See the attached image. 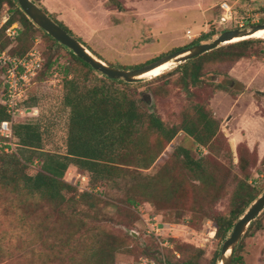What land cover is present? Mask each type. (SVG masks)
I'll return each instance as SVG.
<instances>
[{
    "label": "rangeland",
    "instance_id": "obj_1",
    "mask_svg": "<svg viewBox=\"0 0 264 264\" xmlns=\"http://www.w3.org/2000/svg\"><path fill=\"white\" fill-rule=\"evenodd\" d=\"M223 1L36 3L65 22L94 55L110 65L131 69L195 41H211L226 30L239 28V22L243 27L264 23V0H226L236 20L220 24ZM6 8L4 4L0 17ZM208 32L215 34L204 37ZM22 36L13 48L24 42L56 62L29 89L26 104L37 110L18 118L17 123L39 122L44 150L65 154L70 122V110L64 105L65 67L69 77L90 83L105 75L95 69L89 72L71 49L54 44L43 31ZM249 38L261 40L254 42L248 56L237 61L212 59L197 86L183 82V69L175 70L181 63L132 82L141 111L156 113L167 127L191 125L204 108L218 118L219 129L202 145L182 129L168 142L161 133L143 126L119 147L124 148L119 152V174L96 187L91 184V173L70 165L65 180L79 193H97L100 200L93 209L80 197L73 200L74 193L49 200L29 192L19 167L5 166V177L0 161V264H94L90 246L104 234H115L121 245L125 242L116 253L115 264H137L143 257H157L160 249L173 263L193 256L195 264H214L215 260L220 264L223 242L216 236L215 222L207 216L209 210L227 213L234 190L246 179L260 195L264 193V35L243 40ZM219 84L227 89H219ZM2 86L0 70V94ZM8 141L0 136V150ZM14 148L25 153L24 157L40 156ZM182 148L196 158L207 156L205 170L195 172L183 163L178 157ZM41 164L28 162V173L41 170ZM201 174L203 180H199ZM129 198L137 205L130 204ZM258 221L260 228L248 226L240 240L243 264H264V210Z\"/></svg>",
    "mask_w": 264,
    "mask_h": 264
},
{
    "label": "trees",
    "instance_id": "obj_2",
    "mask_svg": "<svg viewBox=\"0 0 264 264\" xmlns=\"http://www.w3.org/2000/svg\"><path fill=\"white\" fill-rule=\"evenodd\" d=\"M34 1L40 2V0ZM4 4L10 6L8 8L11 16L0 28V49L4 50L11 44V40L6 35V29L15 22H19L24 26L18 35L20 40L23 34L33 37L35 32L40 30L54 44L67 48L46 31L36 26L21 9L17 0H0V12ZM40 6L72 36L82 41L65 22L59 20L44 5ZM2 18L3 16L0 17V22ZM214 34L208 32L203 36L212 37ZM260 40L261 38H249L228 46H219L182 62L176 66L175 70L183 69L182 79L186 85L191 84L197 86L202 81L205 66L209 61L217 57L237 61L248 56L253 49L254 42ZM200 42L201 40H198L190 45ZM33 48L23 42L14 48L12 47L10 52L15 56L24 57ZM69 51L89 72L95 71L90 64L79 58L73 51ZM42 55L44 61L43 67L34 82L42 78L43 73L53 68L56 62V60L48 59L43 51ZM173 64L171 62L169 65ZM69 71V68L65 67L64 105L70 110L67 152L65 154H59L45 151L41 125L39 122L31 121L22 123L14 122L12 139L18 149H22L23 152L40 154V156L33 157V155H30L24 157L25 153L20 154L17 152L14 146L8 144L9 141L0 150L2 152L0 154V161L3 166L1 167V171L5 177H7L6 171H3V169L7 170V168H4L5 166L11 165L13 166V170L19 167L22 172V184L29 192L38 193L49 200L65 199L68 193H74L73 200L77 201L79 200L77 197H80L81 200H86L87 204L93 209L97 207L98 200H100L99 197L97 198V193L94 194L93 190L79 193L72 184L65 180V174L70 165H75L80 170L91 173V184L93 187H96L99 182L113 179L119 174L122 170L118 162L119 152L121 149H124L119 147H122V143L133 139L143 126L161 133L168 142L174 139L180 129L194 137L202 145H206L217 135L220 122L218 118L213 116L212 112L204 108L199 110L197 120L192 122L191 125L184 124L181 128L175 126L167 127L166 123L156 113L141 111L140 103L136 98V91L132 83L126 82L123 79H110L107 76H103V78L96 77L90 83L86 79L84 81L79 80L77 76L69 77ZM218 86L219 89H227L222 84ZM29 99L30 96L28 94L27 102ZM10 118L11 116L8 114L6 108L0 103V124L3 120ZM8 139L10 140V138ZM178 157L189 168L200 173L205 170V166L209 161L207 156L196 158L191 154L190 150L184 148L178 153ZM28 162L42 163L41 170L35 174L28 173ZM199 180H203L202 174ZM248 181L246 179L244 183H240L234 190L227 213H222L211 208L207 214L215 222L217 229L216 236L220 238L221 242H224L231 235L238 220L260 195L259 192L250 186ZM129 203L137 205L135 199L129 198ZM254 225L260 228L258 217L249 226L253 228ZM100 235L102 234H97V236ZM131 237L135 238L132 233ZM121 243L115 234H104L100 241H94L89 251L94 264H115L116 253L125 244V242L122 245ZM241 250L242 246L239 242L233 252L232 264L244 263ZM147 258L154 260L158 264L173 263L171 258L161 249L157 257ZM215 262L216 260L214 264H217ZM173 264H195V259L193 256H190L184 262H175Z\"/></svg>",
    "mask_w": 264,
    "mask_h": 264
},
{
    "label": "water",
    "instance_id": "obj_3",
    "mask_svg": "<svg viewBox=\"0 0 264 264\" xmlns=\"http://www.w3.org/2000/svg\"><path fill=\"white\" fill-rule=\"evenodd\" d=\"M17 2L34 24L46 31L62 45L71 49L79 58L90 64L93 69L101 72L110 79H123L129 83L142 78L141 75L162 64L167 62H173L175 64L185 62L191 58L197 57L219 47L227 39H232L236 36L251 35L259 29H264V23L252 24L249 27L229 29L220 33L217 38H213L211 41L196 43L165 54L160 58L142 66L125 69L112 66L94 55L82 41L72 36L34 0H17ZM232 147L234 150L233 145ZM263 210L264 193L253 201L236 223L231 235L223 242L220 256V262L222 264H232L233 252L236 246L240 242L243 234L251 222L255 220Z\"/></svg>",
    "mask_w": 264,
    "mask_h": 264
},
{
    "label": "built area",
    "instance_id": "obj_4",
    "mask_svg": "<svg viewBox=\"0 0 264 264\" xmlns=\"http://www.w3.org/2000/svg\"><path fill=\"white\" fill-rule=\"evenodd\" d=\"M6 10L0 22V28L9 20L11 12L6 5ZM236 20L235 11L228 1L220 3V13L218 22L220 24L229 23ZM243 23L239 22V28ZM21 24L15 22L6 29V35L11 40V44L4 50L0 49V70L2 74L3 86L0 94V103L6 108L10 119H5L0 124V136L10 138L8 144L15 145L13 141V124L24 115L34 114V108L27 106L29 89L33 85L43 67V55L39 48H33L26 56L18 57L10 52L19 32ZM159 230V229H158ZM137 264H158L154 260L143 257Z\"/></svg>",
    "mask_w": 264,
    "mask_h": 264
},
{
    "label": "bare ground",
    "instance_id": "obj_5",
    "mask_svg": "<svg viewBox=\"0 0 264 264\" xmlns=\"http://www.w3.org/2000/svg\"><path fill=\"white\" fill-rule=\"evenodd\" d=\"M262 35H264V29H259L256 32L252 33L251 35L236 36V37H234L232 39H227L226 41H224V43L243 40L245 37L246 38H248V37H259V36H262ZM170 63L171 62H167L165 64H162V65H160V66H158V67H156V68L144 73L143 75H141V77H148L150 75L160 74L161 70L166 68ZM220 264H222V263H220Z\"/></svg>",
    "mask_w": 264,
    "mask_h": 264
},
{
    "label": "crops",
    "instance_id": "obj_6",
    "mask_svg": "<svg viewBox=\"0 0 264 264\" xmlns=\"http://www.w3.org/2000/svg\"><path fill=\"white\" fill-rule=\"evenodd\" d=\"M262 149V152H263V154H264V148H261Z\"/></svg>",
    "mask_w": 264,
    "mask_h": 264
}]
</instances>
